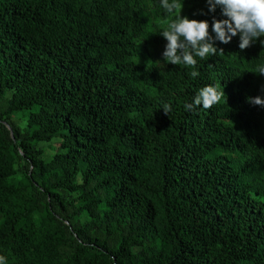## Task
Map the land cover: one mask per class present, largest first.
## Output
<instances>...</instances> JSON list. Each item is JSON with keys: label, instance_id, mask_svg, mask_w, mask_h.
<instances>
[{"label": "trees", "instance_id": "16d2710c", "mask_svg": "<svg viewBox=\"0 0 264 264\" xmlns=\"http://www.w3.org/2000/svg\"><path fill=\"white\" fill-rule=\"evenodd\" d=\"M176 2L213 38L226 18ZM171 19L161 0H0L7 264H264V107L247 99L264 98V37L215 41L193 79L163 61ZM206 85L225 95L187 110Z\"/></svg>", "mask_w": 264, "mask_h": 264}, {"label": "clouds", "instance_id": "9594fccd", "mask_svg": "<svg viewBox=\"0 0 264 264\" xmlns=\"http://www.w3.org/2000/svg\"><path fill=\"white\" fill-rule=\"evenodd\" d=\"M209 12H215L217 6L222 10L225 19L213 18L210 34L207 20L190 19L182 15L181 6L176 0H161V7L165 13L172 17L160 35L167 41L162 53L163 61L172 65H185L193 69L189 74L195 79L200 75L195 70L197 58L204 60L209 56L223 52L214 46L215 41L228 44L232 38L239 34V49L249 48L259 38L264 37V0H206ZM179 9V11H177ZM264 44V40L260 41ZM264 75V64L258 65L255 72ZM225 95L214 85L200 88L193 98L192 103L185 104L187 110H193L202 105L210 109L220 102ZM248 102L264 107V98L261 96L249 97ZM164 112L168 114L170 106L165 105ZM0 264H7V257L0 255Z\"/></svg>", "mask_w": 264, "mask_h": 264}]
</instances>
